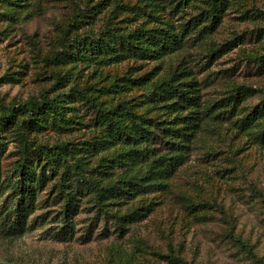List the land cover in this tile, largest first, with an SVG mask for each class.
Returning <instances> with one entry per match:
<instances>
[{
	"label": "rangeland",
	"instance_id": "1",
	"mask_svg": "<svg viewBox=\"0 0 264 264\" xmlns=\"http://www.w3.org/2000/svg\"><path fill=\"white\" fill-rule=\"evenodd\" d=\"M150 29L184 35L182 47L129 51ZM98 39L125 57H89ZM65 47L72 57L54 60ZM170 78L198 103L159 96ZM46 98L61 110L35 105ZM124 106L154 140L114 139L103 115L130 131ZM168 141L184 144L185 162L155 178L162 190L101 198L87 182L128 189L148 180L154 158L174 153ZM137 149L145 152L119 161ZM25 151L47 179L26 231L0 234V264H264V0H0L3 198ZM67 192L77 212L65 239ZM139 208L146 215L120 227Z\"/></svg>",
	"mask_w": 264,
	"mask_h": 264
},
{
	"label": "trees",
	"instance_id": "2",
	"mask_svg": "<svg viewBox=\"0 0 264 264\" xmlns=\"http://www.w3.org/2000/svg\"><path fill=\"white\" fill-rule=\"evenodd\" d=\"M221 3L223 4V2ZM217 7L218 6H213L212 9L217 10ZM214 16L215 14H213V17ZM216 24L215 20L211 21V23L203 27L201 33L213 31L216 28ZM188 26L189 23L186 26V30H188ZM139 35L144 37V42H137L136 45L130 44L129 42L127 47L133 54L142 56L165 55L174 52L182 47V41L184 38V35L179 36L168 29L144 30L142 33H139ZM120 45H123L122 42ZM89 50L91 51L89 57H96L99 54L110 53L112 56L108 58L109 61L120 60L125 57V54L118 52L111 42H106L103 39L91 41L89 44ZM85 51H88L87 48H85ZM79 54L84 58L88 56L86 53ZM69 56L72 57V54L65 47L62 52H57L53 59L62 61ZM157 89L159 90V96H167L172 99L176 98V101L173 102L174 104L183 106L195 105L198 103L197 96L191 94V92L186 89V86L175 85L172 78L165 80L157 87ZM35 105L38 107L47 105L48 108L54 109L55 111H60L62 108L59 98H46L40 102H36ZM126 106L123 107V110L127 113L126 119H131L133 124L130 131L122 126L120 119L113 118L108 114L103 115V122H108L107 127L114 132V139L128 144H137L140 141L149 143L154 140L156 137L155 131L149 130L137 122L135 120V114ZM5 114H7L6 116L8 118L12 117L10 112H5ZM189 135L188 132L179 131L180 137L185 138ZM166 145L170 150L174 151V153L171 155H159L157 158H154L153 162L155 166L150 172L148 180L144 179L141 180V182L130 181L128 189L121 187L119 183L106 186L102 185L99 187L96 182H91L89 179L87 182L96 187L98 197L101 198L120 197L131 193L134 189L143 192L162 190L165 185L157 182L155 178H167V176L173 174L185 162V156L181 153L184 149V144L177 141H168L166 142ZM137 152L143 154L145 150L140 152L137 149L125 152V154H121L119 161L123 162L124 160H130L133 153ZM149 154L151 153L149 152ZM144 155L146 156L147 153ZM16 171L18 176L17 181L13 185L12 191H10L5 198H3V196L8 188L1 180L0 176V234L7 237L22 235L26 231L28 220L35 210L37 190L43 185L45 179H47L45 168H42L40 172H37L31 158L27 155V151L23 153L21 159L17 163ZM66 196L68 201L66 204V213L64 216L65 223L62 227V233L64 238L68 239L72 237L74 231L72 220L70 218L77 212V196L72 192H67ZM139 210L140 208L122 216L120 218V227H123L124 221L131 222L146 215L145 212ZM242 245L245 246V244Z\"/></svg>",
	"mask_w": 264,
	"mask_h": 264
}]
</instances>
